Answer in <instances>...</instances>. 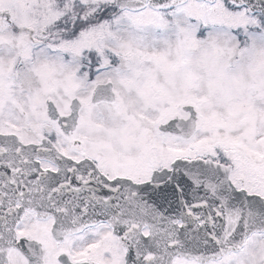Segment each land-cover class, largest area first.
Returning a JSON list of instances; mask_svg holds the SVG:
<instances>
[{
  "label": "snow or ice",
  "instance_id": "6c2138e0",
  "mask_svg": "<svg viewBox=\"0 0 264 264\" xmlns=\"http://www.w3.org/2000/svg\"><path fill=\"white\" fill-rule=\"evenodd\" d=\"M0 264H264V0H0Z\"/></svg>",
  "mask_w": 264,
  "mask_h": 264
}]
</instances>
